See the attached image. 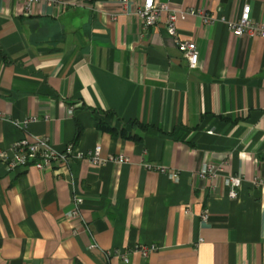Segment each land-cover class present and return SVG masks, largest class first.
<instances>
[{
	"label": "crops",
	"instance_id": "obj_1",
	"mask_svg": "<svg viewBox=\"0 0 264 264\" xmlns=\"http://www.w3.org/2000/svg\"><path fill=\"white\" fill-rule=\"evenodd\" d=\"M141 1L39 0L24 15L0 0V152L28 134L128 159L46 171L0 161V264H264V186L253 184L264 177V39L225 23L249 5L264 24V0H157L215 19L176 23L196 44L195 69L165 15L142 30ZM207 165L221 169L212 180L198 177ZM230 176L242 178L235 199ZM149 244L146 257L135 250Z\"/></svg>",
	"mask_w": 264,
	"mask_h": 264
},
{
	"label": "built area",
	"instance_id": "obj_2",
	"mask_svg": "<svg viewBox=\"0 0 264 264\" xmlns=\"http://www.w3.org/2000/svg\"><path fill=\"white\" fill-rule=\"evenodd\" d=\"M18 4V10L21 14L30 15L32 6L38 3L39 0H15ZM132 0H120L121 6L125 7ZM44 4L49 8H62L64 0H44ZM134 14L141 22L142 30L154 28L161 22L162 16L165 15L164 27L167 34L175 38L176 48L187 61L189 69H195L198 66V52L196 44L193 41H181L177 39L178 20H183L187 15L197 16L204 24H213L215 19L200 9L188 8L175 11L167 3H162L157 0H142L136 7ZM114 18V17H113ZM223 20V19H221ZM228 30L236 37H260L264 39V24L253 21L250 17V6L245 5L241 11L240 17L236 21L225 22ZM34 120V119H32ZM30 120H25L20 123H15L16 127L26 131ZM73 160H87L92 165H104L106 163L122 164L128 161L123 156L101 157V147L96 145L89 151H76L74 144H67L61 151L54 149L50 143L48 136L30 137L25 134L20 140L14 142L8 150L0 152V161L7 170L17 171L25 169L29 166L34 167L38 171L50 170L54 167H66ZM220 168H215L213 165H207L203 171L198 174L200 179H214L220 172ZM163 172V171H161ZM174 178L177 173H171ZM242 178L239 176H230L228 178V197L235 199L241 187ZM255 186H264V177L256 178L253 181ZM81 199L74 198V209L71 217H80ZM208 213L204 211L202 218L207 219ZM154 244L135 247L142 257L148 256L153 251L157 250ZM122 262L127 263L128 259L125 254H119Z\"/></svg>",
	"mask_w": 264,
	"mask_h": 264
},
{
	"label": "trees",
	"instance_id": "obj_3",
	"mask_svg": "<svg viewBox=\"0 0 264 264\" xmlns=\"http://www.w3.org/2000/svg\"><path fill=\"white\" fill-rule=\"evenodd\" d=\"M135 124V123H134ZM97 127L100 129V130H104V131H108L110 133H113V132H116V130L112 127H110L107 122H104V121H100L97 125ZM119 134L125 138V139H131V140H138V138H136L135 135H132L130 133H127L124 128H122L120 131H119Z\"/></svg>",
	"mask_w": 264,
	"mask_h": 264
},
{
	"label": "rangeland",
	"instance_id": "obj_4",
	"mask_svg": "<svg viewBox=\"0 0 264 264\" xmlns=\"http://www.w3.org/2000/svg\"><path fill=\"white\" fill-rule=\"evenodd\" d=\"M217 168V167H216ZM228 191H229V188H228ZM227 196H228V194H227ZM229 198V197H228Z\"/></svg>",
	"mask_w": 264,
	"mask_h": 264
}]
</instances>
